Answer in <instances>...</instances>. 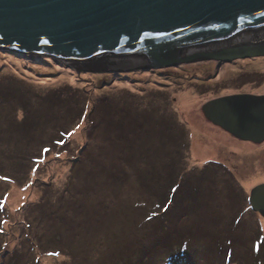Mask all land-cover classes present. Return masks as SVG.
Returning <instances> with one entry per match:
<instances>
[{"label": "rangeland", "instance_id": "374dc122", "mask_svg": "<svg viewBox=\"0 0 264 264\" xmlns=\"http://www.w3.org/2000/svg\"><path fill=\"white\" fill-rule=\"evenodd\" d=\"M132 58L67 65L0 51V88L30 106L21 124L0 96V264H264V216L250 204L264 161L201 107L264 91V60L134 69ZM224 205L239 208L220 231Z\"/></svg>", "mask_w": 264, "mask_h": 264}, {"label": "water", "instance_id": "95a60500", "mask_svg": "<svg viewBox=\"0 0 264 264\" xmlns=\"http://www.w3.org/2000/svg\"><path fill=\"white\" fill-rule=\"evenodd\" d=\"M262 28L264 0H0V49L67 65L128 57L134 69L222 64L264 56ZM248 29L249 36L223 38L236 37L234 47L213 41ZM201 107L235 137L264 141V94H228ZM250 204L264 216V183L252 190Z\"/></svg>", "mask_w": 264, "mask_h": 264}, {"label": "trees", "instance_id": "16d2710c", "mask_svg": "<svg viewBox=\"0 0 264 264\" xmlns=\"http://www.w3.org/2000/svg\"><path fill=\"white\" fill-rule=\"evenodd\" d=\"M0 51H2V50H0ZM10 85H9V87H8V91H10V90H15L16 92H23V90H22V88L20 87V86H18V87H15V84H13V83H9ZM0 96L2 95V102L4 103L3 105H6V104H9L10 106H14L15 107V115L17 114V113H21V112H23V114H24V116H23V118L21 119V124H24L25 122H26V117H27V113H29L28 112V110H30V106H27L26 105V102L20 97V96H15V94L14 93H9L8 92V94H7V92L4 94L3 93V89L2 88H0ZM24 93V92H23ZM7 94V95H6ZM103 125H105V126H107V125H110L111 126V124L107 121V120H105V123L103 124ZM175 144H180V143H175ZM174 145V144H173ZM185 145V144H184ZM83 147H84V145H82V146H80L79 147V150H83ZM199 159V158H198ZM200 159H201V157H200ZM87 160V159H86ZM4 166V168H6V165H3ZM213 169V168H212ZM210 171V170H209ZM211 178L215 181V179L211 176ZM216 183V182H215ZM2 187V185L0 184V188ZM225 187H226V189H227V191L228 192H230V193H233L234 195H235V198H234V200H237L238 202H240V199H239V195H240V192H237V191H233V189L234 188H230L229 187V185H228V183H226V185H225ZM245 200V199H244ZM244 200H241L243 203L245 202ZM195 205H196V210L198 209V210H200L201 212H203L204 213V211L207 209L206 208V206H207V204H206V202L204 201V200H201V202H197V200L195 201ZM238 208H239V205L238 206H236V207H229V206H227V205H224L222 208H220V210L221 211H227L228 209H231V212H230V214H228V216L223 220L224 221V223H218L217 224V228H220V231H224L225 229H223V226H225V225H230V226H232V225H234L235 223H231V221H235L236 222V220H235V218L234 219H231L233 216H234V213H233V211L234 212H236L237 210H238ZM224 215H225V213H223ZM239 218V217H238ZM242 217H240L239 219H241ZM238 219V220H239ZM177 224H178V222L176 223V226H177ZM226 227H228V226H226ZM160 230H162L163 232H165L166 233V229L163 227V228H161ZM159 243H157L156 242V239H152V241H151V243L150 244H148V245H145L144 246V252L143 253H145V254H147L146 252H148V251H150V250H152L153 249V247L155 246V245H158ZM204 244V243H203ZM199 248H201L202 249V254H203V259L205 260V261H207L206 259H209L210 260V255L208 256V255H206L204 252L205 251H207V248H208V246L207 245H203V247H199ZM208 250L211 252L212 251V249L209 247L208 248ZM146 251V252H145ZM201 251L199 250V253H200ZM148 254L150 255V256H152L149 252H148ZM175 254H177V253H175ZM186 254H188V253H186ZM184 257H186V261L187 262H192L195 258H194V256L191 254V253H189V255L188 256H184ZM142 257H140V259H139V261H140V263L141 264H143L144 262L142 261V259H141ZM157 258V257H156ZM171 258H173V256L171 257ZM162 262V261H161ZM169 262H170V260H169ZM144 264H148V263H144ZM151 264H156V262H153V263H151ZM163 264H165V263H163ZM204 264H206V263H204Z\"/></svg>", "mask_w": 264, "mask_h": 264}, {"label": "bare ground", "instance_id": "6f19581e", "mask_svg": "<svg viewBox=\"0 0 264 264\" xmlns=\"http://www.w3.org/2000/svg\"><path fill=\"white\" fill-rule=\"evenodd\" d=\"M252 29H248V30H244V31H240V32H235V33H230V34H226V35H223V37H216L215 40L213 39L214 42H217V44L219 43L221 46H225V47H234L233 44L234 42L236 41V37H230V38H227V39H223L225 37H227V35H230V36H235L236 34H240L241 35H245V36H249V32L251 31ZM260 32L263 34L264 33V28H262L260 30ZM263 36V35H262ZM219 38L220 39H223V40H220L219 41ZM213 43H209L208 47H214L215 45H212ZM220 65H223V64H220ZM187 93V92H186ZM195 97H192V96H189V94H187L186 96H181V99H180V102L179 104H181V106H190L192 103H194L195 101ZM228 132V131H227ZM229 133V132H228ZM213 146V145H212ZM208 150L211 152H213V147L211 146H207ZM195 150V149H194ZM195 157H197L196 155L197 154H193ZM203 157H202V156ZM206 155L205 154H198V158L200 159L201 158H210L211 156H208V157H205ZM226 185V183H225Z\"/></svg>", "mask_w": 264, "mask_h": 264}, {"label": "flooded vegetation", "instance_id": "af4514ba", "mask_svg": "<svg viewBox=\"0 0 264 264\" xmlns=\"http://www.w3.org/2000/svg\"><path fill=\"white\" fill-rule=\"evenodd\" d=\"M263 59L264 60V56H257V57H253V59ZM237 93H252V94H264V91L262 92H255V91H250V92H245V91H241V92H237ZM218 126V125H217ZM220 127V126H219ZM227 132V131H226ZM231 134V133H230ZM234 137V135H233ZM240 140V139H239ZM241 141L247 143L249 146H246L247 148L249 149H245L243 148V150L241 152H244L246 153L247 155H249L252 159L255 158L254 160L256 159H259V160H263L264 161V141L263 142H260V143H256L254 141H250V140H242ZM247 155H245L244 157V160L245 159H250V157H247ZM247 165L249 163H246ZM256 169H253V170H249V172H255ZM213 171L216 172L215 169H213ZM248 172V173H249ZM210 176H212L214 179H215V176L212 175V173H210ZM243 179V177H242ZM227 183V181H226ZM261 183H264V180H261L259 181L257 184H261ZM231 188V187H230Z\"/></svg>", "mask_w": 264, "mask_h": 264}, {"label": "clouds", "instance_id": "9594fccd", "mask_svg": "<svg viewBox=\"0 0 264 264\" xmlns=\"http://www.w3.org/2000/svg\"><path fill=\"white\" fill-rule=\"evenodd\" d=\"M2 51H8L9 53H17V52H13V51H9V50H2ZM30 55H32V54H30ZM35 55H37V54H35Z\"/></svg>", "mask_w": 264, "mask_h": 264}]
</instances>
